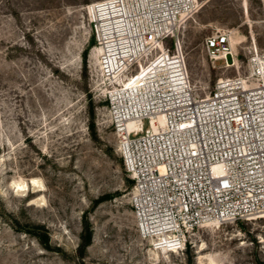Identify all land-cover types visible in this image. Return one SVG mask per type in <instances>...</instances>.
<instances>
[{
	"label": "rangeland",
	"instance_id": "374dc122",
	"mask_svg": "<svg viewBox=\"0 0 264 264\" xmlns=\"http://www.w3.org/2000/svg\"><path fill=\"white\" fill-rule=\"evenodd\" d=\"M97 1L0 0V264H199L203 244L205 264H264V218L203 227L185 252L155 258L129 201L134 182L91 42L86 6ZM199 5L179 34L204 96L218 78L248 73L254 43L264 49V0ZM225 30L234 39L230 67L203 47L206 36ZM21 182L28 187L18 192ZM85 215L92 243L81 257ZM33 226L48 231L49 249L27 231Z\"/></svg>",
	"mask_w": 264,
	"mask_h": 264
},
{
	"label": "built area",
	"instance_id": "2783aa9c",
	"mask_svg": "<svg viewBox=\"0 0 264 264\" xmlns=\"http://www.w3.org/2000/svg\"><path fill=\"white\" fill-rule=\"evenodd\" d=\"M195 3L102 0L86 6L96 45L123 32L115 50L133 88L116 91L108 82L104 98L134 182L133 213L144 236L178 252L203 227L264 216V49L254 43L248 73L220 77L200 96L179 34L182 14ZM113 5L112 17L94 12ZM230 36L225 30L205 37L211 60L230 56L234 64ZM127 52L130 59L122 55ZM102 59L107 70L108 56Z\"/></svg>",
	"mask_w": 264,
	"mask_h": 264
},
{
	"label": "bare ground",
	"instance_id": "6f19581e",
	"mask_svg": "<svg viewBox=\"0 0 264 264\" xmlns=\"http://www.w3.org/2000/svg\"><path fill=\"white\" fill-rule=\"evenodd\" d=\"M195 6L194 8L189 11V12H185L182 14V19H181V25L182 23H184L186 20H188L194 13L197 12L198 8L200 7L199 5V0H195ZM99 11V12H98ZM113 11L115 12V14L117 13V7H114L113 5V9H108L106 10L104 7H100L98 8V10H94L95 13H101L102 14V17L106 16L107 18L109 17H112L113 16ZM104 14V15H103ZM180 25V26H181ZM123 32H118L116 33V35H112L110 41L105 45H98L97 48H96V53H97V56H98V59H99V65H100V70L102 71V75L108 80V82H110V87L116 91H119L120 87H122V90L126 89L125 87H123L124 85L128 88V87H131L133 88V83L132 82H127V78L125 79L126 77V74H124V68L122 66H120V63L119 61L120 60H123V58H120V59H117V55H116V42L118 41V38H117V34H119L118 36H120L121 38H123L121 35ZM114 37V38H113ZM122 41V40H121ZM230 42H231V45H232V48L234 49V39H233V34H232V31H231V36H230ZM132 51V50H131ZM131 52H127V53H124L122 55H124L125 57L128 56ZM108 56V69L106 70V66H104V62H103V56ZM121 55V54H120ZM131 56L129 55L128 59H130ZM228 66H233L235 64H231V57L228 56ZM230 58V60H229ZM234 61H235V58H234ZM117 62V64H116ZM109 71V72H107ZM107 72V73H106ZM143 72H145V68H143ZM253 73V71H252ZM105 83H106V80H105ZM106 87V86H105ZM109 88V87H108ZM131 121H129V125H131ZM158 125L160 127L164 126L165 125V118L163 115H160L159 118H158ZM157 125L155 124L154 127H156ZM31 184H38L39 183V180L36 179V178H32ZM17 186V191L20 190V191H25L28 187V184L26 182H21V183H17L16 184ZM36 186V185H35ZM43 187V186H42ZM18 191V192H20ZM25 193V192H24ZM32 201V200H31ZM261 218H264L261 217ZM216 226L219 227V225L215 224ZM146 238H151L153 240V254L155 256V258L159 259L161 257V254H164L167 256V254L169 252H172V253H177L178 251L175 249V250H172L171 248H168L167 246H163V244H160L161 241L159 240V238L157 237H147L145 236ZM205 245L203 244L202 246H200L199 248V252L201 253L200 257H199V264H205V259H207V256L203 253V251L205 250ZM211 260V263L212 264H219V261L218 260H215L213 258H210Z\"/></svg>",
	"mask_w": 264,
	"mask_h": 264
},
{
	"label": "trees",
	"instance_id": "16d2710c",
	"mask_svg": "<svg viewBox=\"0 0 264 264\" xmlns=\"http://www.w3.org/2000/svg\"><path fill=\"white\" fill-rule=\"evenodd\" d=\"M91 42L95 43V38H92ZM87 53H88V50L85 49L83 51V61L85 63L87 60ZM91 114L92 116L94 115V111L92 108H91ZM128 182L131 183L132 180H128ZM27 229L29 233L34 234L40 240V242L45 246V248L47 249L50 248L48 231L43 226H33ZM91 243H92V229L90 226L88 215H85L84 220H83V229L81 233V242L78 246V253L81 257L85 255V251Z\"/></svg>",
	"mask_w": 264,
	"mask_h": 264
}]
</instances>
